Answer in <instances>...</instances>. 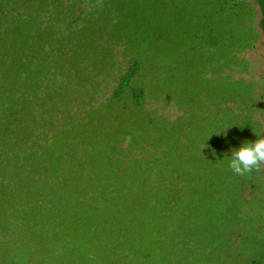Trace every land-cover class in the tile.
<instances>
[{"label": "trees", "instance_id": "16d2710c", "mask_svg": "<svg viewBox=\"0 0 264 264\" xmlns=\"http://www.w3.org/2000/svg\"><path fill=\"white\" fill-rule=\"evenodd\" d=\"M130 1H109L118 17L82 22L77 0H0V259L11 257L17 240L24 264H54L41 251L76 239L90 250L83 254L90 264L100 247L117 249L120 264H166L172 253H190L201 220H222L225 190L239 178L228 174L215 133L204 128L213 119L203 114L214 105L198 100L197 110L183 107L172 120L146 108L152 95L181 105L172 90L182 79L180 51L170 45L179 36L167 46L163 20L153 33L130 32L122 18ZM258 2L264 34V0ZM233 34L203 42L217 48L218 63L229 57V69L247 72L237 47L227 51ZM247 37L242 49L257 40ZM194 51L190 45L187 53ZM120 57L130 62L123 66ZM231 81L241 87L226 92L246 89L252 100L250 82ZM74 254L62 264L79 262Z\"/></svg>", "mask_w": 264, "mask_h": 264}, {"label": "rangeland", "instance_id": "374dc122", "mask_svg": "<svg viewBox=\"0 0 264 264\" xmlns=\"http://www.w3.org/2000/svg\"><path fill=\"white\" fill-rule=\"evenodd\" d=\"M72 1L76 0H71V2ZM77 1L79 3V14H82V22L93 19L95 16H104L106 18L111 17V14H116L117 17L120 16L118 11L113 8L114 4L109 2L114 0ZM251 1L258 11L257 16L254 19L257 23V28L261 30L260 8L255 0ZM243 6L244 3L240 0H133L126 4L122 13L124 21L123 26L128 27L129 31L133 32V34L140 35V32L142 31L148 33L156 31L159 26L158 24L163 20L160 27L161 29H159V34H163L166 37L165 40L167 46L170 43V38H173L175 34L179 36V39L176 40V46H174L172 42L170 45L174 50L182 52V62L180 64L181 71L177 72L176 75L180 74L182 77V79L180 77L177 79L181 80L180 91L183 105L185 106V103H191V100L188 97L190 94H196L199 96L203 94L202 98L207 99L210 104L212 102L214 105L213 107L207 106L208 110L210 109L214 111L215 109L219 113H222L224 115L223 118L227 120V117L231 119L233 116H238L239 113L241 114L243 111L245 112L248 110V102L252 101V103H254L256 97L252 98V100H250L251 98L246 100V98L249 97L248 93H246V89L239 91L238 93H233L231 91L226 92V89L223 87L230 86L235 90L237 86L241 87V85L239 82H230L229 78L220 74V67L218 65L214 66V63L218 62L216 60L217 54L214 53L215 49H213L210 58H208V51L210 49L209 46L205 45V42H208L207 40L205 41V39L211 40L207 36L210 35L213 40H220L218 36L222 35L227 41L226 36H230V34L234 33V42L229 41L225 44L228 45L229 49L231 47L234 52V47L238 46L244 48L248 39L246 34L251 32L248 31L245 17L238 16L236 18L233 16L235 15V10L241 9ZM252 13L253 11L249 12V21ZM209 20H211L210 23ZM75 23L77 24V22ZM206 25L210 26L208 28L212 29H210L209 33L205 35L201 26ZM217 31H221L222 33ZM239 35L241 36L240 41L238 38ZM201 36L206 38H202ZM181 40H183L182 44ZM232 43H234L235 46L231 45ZM190 45H193V48L200 52L201 56H204V58L201 56L200 58L205 60L202 61L201 64L196 67L197 70L194 69V71L193 69L189 70L190 66L187 61V49ZM166 53L167 61H171L175 58L173 57V53L170 54L169 50H167ZM244 56L249 61L247 72L239 71V66H233V70L221 67L222 71L224 75L229 76L231 74V80H239L240 78H243V76L246 77L250 82L248 86H250L249 89L252 90L251 92L258 93L261 91L260 94L264 97V42L262 34L255 47L247 50L243 54V57ZM120 61L124 62L122 64L123 66H126L130 62V59L120 57ZM170 78L172 77L170 76ZM193 80H196L198 83L196 84L197 91L188 94L186 93L188 85H190ZM218 87L221 89H218L217 91L221 93H215L214 89ZM112 88L113 85H111V89ZM198 99L201 100V96L198 97ZM147 100L146 108L150 111L157 110L163 117L175 119L181 115V110H179L178 106L167 104L164 99H161V97L154 95L150 96ZM263 103L264 100L260 99L259 104L263 106ZM74 109L79 112H83L84 110L81 108ZM256 109L262 111V107L258 105H256ZM252 116L254 119H258L264 124V113L254 112ZM245 128H247L245 141L254 142L257 139L264 138V132H261L260 130L252 131L249 123ZM260 167L261 173L259 172L258 176L254 177L252 180L242 179L241 184L237 187V194L242 196V201L246 204L255 202L256 198L262 195V189H264V173L262 172L264 171V164H261ZM244 202L243 204H245ZM262 203H264V199L262 202L260 201L259 204L254 206L253 210L256 217L254 216V213L251 212L250 208L249 212H245V210L242 211L240 216H238V211H234L231 214L228 213V217L219 226L218 233L216 234L218 238L216 240L207 239L206 241H199L197 239L196 241H189L190 254L186 256L179 253L180 255L175 256V254L172 253L171 258L167 257L166 264H264V204ZM218 209L219 208L216 207V210ZM229 215L231 218L233 217L232 220H230ZM247 237L250 238V241L248 242L250 244L248 246L251 247L252 243L257 244L255 245V251L252 248L254 251H252V253H249V247H247L244 242L245 239L248 240ZM186 240H188V238H186ZM12 241H16L13 242V250L10 252L12 255L11 257L4 256V259H0L1 264H10L8 260L11 258L16 260V264H24L23 254H25V252L22 250V247L17 244V240ZM81 242L82 244L76 239L74 240L73 245H66L65 242H59V246H57L55 250L44 249V251L41 252H45L47 255H52L51 259L54 264H62L64 262H62L61 259H69V257L74 254L72 251H74L79 261L75 262V264H90L88 261L86 262L88 259L87 256L83 255L88 251V247L85 245L84 240ZM84 249L85 253H83ZM170 249H172V247ZM6 250L7 247L4 251ZM89 251L87 255L90 254ZM1 252L2 247L0 243V253ZM96 254L97 258L100 257V259L97 260L96 256H94V258H92L93 264H120L118 261L120 256L118 255L119 253L117 249L114 251L113 248L107 250L104 247H100V252H97ZM31 264H42V261L41 259H38Z\"/></svg>", "mask_w": 264, "mask_h": 264}, {"label": "flooded vegetation", "instance_id": "af4514ba", "mask_svg": "<svg viewBox=\"0 0 264 264\" xmlns=\"http://www.w3.org/2000/svg\"><path fill=\"white\" fill-rule=\"evenodd\" d=\"M240 1L244 3V6L241 9L235 10L236 12H235V15H233V16H235L236 18L238 16L245 17V23L247 25L248 31L251 32V33H247L246 35H252V34H256L257 35V40L252 44L251 48L242 49V48H239L237 46L238 55L240 57H243V54L247 50L252 49L253 47H255L257 41H259V39H260V35L261 34L263 35V42H264V34H263V30H262L263 11H262V9H261V7L259 5L258 0H255V2L258 4V6L260 8V14H261V22H260L261 30H260L259 28H257V23L255 22V19H254L257 16L258 11L256 10L255 6L253 5V2L251 0H240ZM224 2H226V1H224ZM236 5H238V4H236ZM251 11H253V13L251 14V18H250V21H249L248 20V15H249V12H251ZM210 29H212V28H202V30L204 32L210 31ZM243 36H244V34H243ZM191 46L194 47L193 45H191ZM209 49H210L209 51L212 52L213 49H215V48L211 46V47H209ZM231 49L232 48H230V49L228 48L227 51L231 52L232 51ZM209 51H208V53H210ZM215 52H216V49H215L214 53ZM200 54L201 53L198 52V51H196V52L195 51L194 52H188L187 53V61H188V64H189V66L191 68H194V67L196 68L198 65L201 64L202 61H205L204 59L200 58V56H201ZM201 57L204 58V56H201ZM208 57H210V54H208ZM243 58H245L248 61V59L245 56ZM224 60H226V58ZM231 61H232V59L231 58L229 59V57H228L226 62H219V63L216 62V63H214V66H217L219 64V67H224L225 63L231 64L230 63ZM181 62H182V52H180V56H179V60H178V64L177 65L180 66ZM225 68H230V67L226 66ZM221 73H222V76H225V77L229 78L230 80L232 79L231 78V74L229 76L228 75H224L222 70H221ZM164 78H165V81H166L167 84H168V82L171 81V79L169 80V76H165ZM243 79L245 80L246 83H249V81L246 79V77L243 76ZM179 80L180 79H178L177 82H176L177 83V87L173 88L172 90L176 89V92H177V96L176 97L178 98V100L180 101V104H181L180 106H178V108H179V110H181V115L180 116H182L183 114H185L184 113L185 110L183 109V107L185 109L186 108L189 109L188 106H190L191 108L189 110H192V111L193 110L194 111L197 110L195 107H196V105H199L198 97H200V96L199 95L195 96V94L188 96L189 99L191 100V103H185V106H184L183 102H182V99H181V91H180V82H179ZM214 91H215V93H217L216 89H214ZM168 92H170V91H168ZM260 93H261V91H259L258 93H254L253 94V96L256 97V99L254 100V103H252V101L248 102V104H251V106H248V110H246L245 112L243 111L241 114L239 113L238 116H233L231 119L227 117V120H226L225 118H223L224 115L222 113H219L215 109H214L215 112L213 110L209 109L210 110L209 112L203 114V116H206L209 119H213V123L208 124L207 127L205 125L204 128H208V130H210L211 132L215 133V137H216L215 140L217 141L218 150H219V152H220V154L222 156V159L226 161V165H228L227 158H228V156L231 155L230 150L233 149V148H238L242 143L245 142L246 131H247V128H245V127H247L248 123L250 124V128H251L252 131L253 130L254 131L260 130L261 132H264V124H263V122H261L258 119H254L253 116H252L254 112L255 113H257V112L258 113H260V112L264 113L263 112L264 103H263V106L259 104V100L260 99L264 100L263 95L260 94ZM152 96H154V95H152ZM158 97H161V99H164V100L166 99L165 95H163V96L162 95H158ZM147 99H149V97ZM201 99H203V98H201ZM256 105L262 107V111H260V110L258 111L256 109ZM213 116H214V118H213ZM199 119H201V118H199ZM235 119L237 120L236 122H234ZM217 121H221V123L218 124ZM225 127H227L225 129V133L221 134V132L223 131V129ZM238 131L240 132L239 136H237V134H236ZM204 158H206V157H204ZM211 160H212V158H211ZM205 166H206V164L203 165V167H205ZM221 167H222L221 165L218 166V168H221ZM225 169L228 170V172H229L228 174H232L233 175V172H232V170L229 167H225ZM259 172L261 173V167L260 166L258 168H256V169H254L252 172L245 173L244 175H237V174L235 175V178H237V179L239 178V184L235 185L236 182L232 183V185H235V189H232V187H231L232 185H231V186H228V188L225 190L226 194L224 193V191H222L224 193L225 197L228 199V202H227L228 204H226L223 207V209L220 210L221 213L224 212L222 220L216 221V217H215V218H212L211 222L209 221V219L208 220L207 219L201 220L200 221V225L196 222L197 224H194V226L195 225H199V226L195 227L196 229H193V232L195 234L198 233V235L195 238H192L193 241H196L197 239L200 241L201 237H199V233H202L204 235L203 241H206L207 239L216 240L218 238V236H216V234L218 233L219 226L228 217V213L231 214L234 211H238V214H239L238 216H240L242 214V211L245 210V212H249V208H250L251 212L254 213V216L256 215L253 209H254V206L256 204H259L260 201L261 202L263 201V199H264V195H263L264 194V189H262L263 190L262 191V195L258 196L256 198L255 202L246 204L244 201H242V196L237 194V187H238V185L241 184L242 179H244V180L245 179L246 180H252L254 177L258 176ZM262 172L264 173V171H262ZM222 182L225 183V184H228V183H230V180L228 179L227 181H224V179H223ZM263 186H264V183H263ZM243 202L246 205L243 204ZM262 204H264V203H262ZM215 211L216 210L213 209V212H215ZM196 216H198V215H196ZM210 216H205V217H210ZM229 217H230V220H232L233 217L231 218L230 215H229ZM201 218H202V215L200 216V219ZM247 239L248 240L245 239V241H244L246 243L245 245L247 247H249L248 248L249 249V253L250 252L252 253L253 250L254 251L256 250L255 249V245H257V244H253L252 243L251 247H250V246H248L250 244V243H248L250 241V238L247 237ZM252 248H253V250H252ZM189 254H187V255H189Z\"/></svg>", "mask_w": 264, "mask_h": 264}, {"label": "clouds", "instance_id": "9594fccd", "mask_svg": "<svg viewBox=\"0 0 264 264\" xmlns=\"http://www.w3.org/2000/svg\"><path fill=\"white\" fill-rule=\"evenodd\" d=\"M225 127L221 134L225 133ZM228 167L237 175L252 172L261 164H264V138L254 142L245 141L238 148L230 150ZM214 153V152H213Z\"/></svg>", "mask_w": 264, "mask_h": 264}]
</instances>
